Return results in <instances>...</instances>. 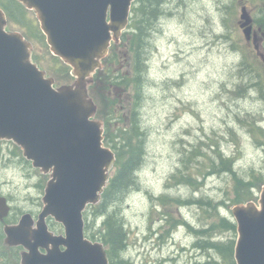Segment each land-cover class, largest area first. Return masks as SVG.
Returning <instances> with one entry per match:
<instances>
[{
	"label": "rangeland",
	"instance_id": "obj_1",
	"mask_svg": "<svg viewBox=\"0 0 264 264\" xmlns=\"http://www.w3.org/2000/svg\"><path fill=\"white\" fill-rule=\"evenodd\" d=\"M243 6L258 31L264 19L260 18L264 0H168L166 14L159 19L150 42L146 65L149 84L145 85L142 99L135 103L137 93L133 88L116 90L118 104L110 117L103 118L99 115L103 110L99 100L105 91L97 97L90 90L99 106L97 119L103 123L110 119L108 138L112 147L121 143L119 131L129 126L134 112L147 134L146 157L138 174L140 184L120 202L127 231L124 256L131 264H227L208 244L199 249L195 243L201 236L207 242L236 241L237 232L218 229L197 234L181 225L187 221L195 230L207 229L217 221L216 213L234 221L231 210L235 205L231 200L235 183L223 172L209 174L208 163L215 151L210 146L219 147L225 157L234 160L243 176L264 170V148L249 129L256 123L264 129V61L255 56L253 43L245 40L239 27ZM29 14L39 24L36 12ZM7 31L26 33L19 24L10 22ZM259 36L257 32L258 39ZM26 39L33 44L32 53L41 59L40 68L56 79V86L73 82L65 75L58 81L56 71L63 63L53 60L46 39L45 43ZM243 48L255 69L241 66ZM128 49L129 44L121 46V57L114 66L116 71L131 75L134 55ZM193 146L200 151L197 157L202 152L207 155L206 160L192 159L188 171L205 176L192 185L170 180L180 167L184 149ZM49 178L33 168L15 143L0 140V191L10 199L15 214H39ZM263 187L255 188V202ZM201 199L212 200L217 209L202 203L188 204ZM100 205L101 202L86 210L87 235L92 240H98L93 235L98 237V224L103 221H98ZM50 230L63 232L55 221L50 223ZM7 248L0 244V252Z\"/></svg>",
	"mask_w": 264,
	"mask_h": 264
},
{
	"label": "water",
	"instance_id": "obj_2",
	"mask_svg": "<svg viewBox=\"0 0 264 264\" xmlns=\"http://www.w3.org/2000/svg\"><path fill=\"white\" fill-rule=\"evenodd\" d=\"M18 1L37 13L53 55L72 67L76 81L54 88L55 80L32 61V43L6 31L0 7V139L13 141L35 168L51 173L36 229L27 214L5 227L6 243L26 249L21 264H109L103 243L85 237L83 213L100 201L116 163L115 153L104 147L103 124L95 119L88 87L111 41L118 42L129 25L136 0ZM239 24L259 50L246 7ZM9 212L0 197V220ZM232 213L239 233L236 264H264V188L258 203L235 206ZM49 217L63 225L64 236L49 231Z\"/></svg>",
	"mask_w": 264,
	"mask_h": 264
},
{
	"label": "trees",
	"instance_id": "obj_3",
	"mask_svg": "<svg viewBox=\"0 0 264 264\" xmlns=\"http://www.w3.org/2000/svg\"><path fill=\"white\" fill-rule=\"evenodd\" d=\"M168 0H137L132 7V19L131 25L129 27V32L124 35L123 42L130 46L129 51L131 50L134 55V61L132 62V73L122 74L121 72H115L112 69V65L118 60V53L113 48L111 55L106 60L107 67L102 71V73L96 76L97 81L103 84L105 95H102L100 101L103 105V110L99 111V115L103 118L110 117L113 113L114 105H117V99H113V96L108 95L112 90H129L131 88L136 90L135 103L137 104L142 99V93L145 92V85L149 84L147 78L148 69L147 57L150 55V42L153 35L158 30L159 19L165 16L166 10L165 5ZM0 6L4 9L7 14L8 20L11 24H19L23 29H26L24 36L30 39L40 40L42 43H45V36L40 30L38 22L30 17L29 11L20 4L17 0H0ZM260 18H264V13ZM259 28H262L264 31V19L259 23ZM128 38V39H127ZM262 51H264V45L261 44ZM243 56L241 66L242 67H252L255 69V65L249 61L248 52L244 48L242 49ZM264 54V52H263ZM255 56L256 54L255 51ZM262 59L260 56H258ZM33 60L38 65L42 66L41 59L33 54ZM53 60L58 63L61 62L58 58L53 57ZM62 63V62H61ZM255 67V68H254ZM51 71V69H49ZM71 69L65 64L59 66V70L56 71L58 76V81H62V76H68L70 78ZM149 72V71H148ZM61 77V78H60ZM92 92H96L95 87H91ZM241 92V88H238ZM263 96H264V91ZM112 94V93H111ZM97 97H100L97 95ZM104 107L106 108L104 110ZM108 110V111H107ZM103 111V112H102ZM112 113H109V112ZM110 119H105V144L108 147H111L117 157L116 162V172L111 178L104 194L102 195V201L100 205V211L98 216L104 218L102 228L98 233V237L93 235V238H98L101 241L106 249L108 256L110 258V264H131L130 261L126 259L124 253L127 250V231L125 229V222L122 218V203H120L126 194L133 189L134 187L139 186V172L141 170L142 163L146 157V132L144 127L140 124L137 112L133 113V118L131 119L129 126L124 130L119 131L121 138V143H115L112 147L109 136V121ZM252 133L255 135V140L258 144L264 148V129L258 124H254L249 127ZM215 148L213 151V156L210 158L208 163L209 174L223 172L226 175H229L234 180V189L233 194L234 198L231 200V203L234 205L246 204L250 201H254L255 188H261L264 186V170L255 173L252 171L248 176H243L240 171L235 168L234 160L231 158L225 157L223 151L215 145L210 146ZM200 151L198 147L192 149H184L183 155L180 160V167L177 171L170 177V180L182 181L187 184H198V179L201 176H205L204 173L200 175L190 174L188 171V164L192 159L204 158L206 160V155L197 157ZM199 169H202L200 167ZM137 171V172H136ZM136 172V173H135ZM254 172V173H253ZM173 180V181H174ZM180 202L181 200H177ZM184 203H187L184 202ZM189 203H202L207 205L212 209H217V205L210 199L208 200H194ZM224 204V203H223ZM109 207L104 211L105 208ZM104 208V209H103ZM203 208H205L203 206ZM217 214V221L209 225L207 229L195 230L191 228V224L187 221H182V226L192 229L197 234H204L211 232L212 230L222 229L223 231H234L237 232L236 224L229 220L226 217H221L219 213ZM208 230V231H207ZM3 233L0 231V241L2 240ZM208 244V247L217 251L223 260L227 264H236L234 258V250L236 241L230 240L229 242H216L210 239L206 241L205 237H199V241L195 243V247H204L205 244ZM199 248V249H200ZM2 253V252H0ZM4 254V252H3ZM0 264H18L20 259L19 257L15 259H7L4 256L1 257Z\"/></svg>",
	"mask_w": 264,
	"mask_h": 264
},
{
	"label": "flooded vegetation",
	"instance_id": "obj_4",
	"mask_svg": "<svg viewBox=\"0 0 264 264\" xmlns=\"http://www.w3.org/2000/svg\"><path fill=\"white\" fill-rule=\"evenodd\" d=\"M1 194V193H0ZM9 199V198H8ZM10 201V200H9ZM12 210V209H11ZM18 212H16V214H17ZM20 213V212H19ZM15 211H11V213H10V215H9V217L8 218H6V220L8 221H5L4 222V225H3V228H2V230L4 231V228H5V226L6 225H14V224H16V223H18V221L20 220L19 218H21V215L23 214V213H21V214H15ZM33 215H34V217H35V219H37V217H38V214H36V213H32ZM49 223L51 222V220H49L48 221ZM0 223H2V222H0ZM3 224V223H2ZM0 226H1V224H0ZM3 241V243H2V245H5L6 247H8L7 248V250L6 251H4V254H3V252L2 253H0V259H2L1 257H5V258H7V259H13L14 257H16L17 255H18V248L19 247H15V246H11V245H7V243H6V238L4 237V239L2 240Z\"/></svg>",
	"mask_w": 264,
	"mask_h": 264
},
{
	"label": "bare ground",
	"instance_id": "obj_5",
	"mask_svg": "<svg viewBox=\"0 0 264 264\" xmlns=\"http://www.w3.org/2000/svg\"><path fill=\"white\" fill-rule=\"evenodd\" d=\"M136 172H137V171H136ZM136 172H135V173H136ZM124 226H125V224H124ZM195 232H196V231H195Z\"/></svg>",
	"mask_w": 264,
	"mask_h": 264
}]
</instances>
